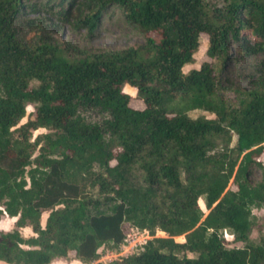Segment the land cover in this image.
I'll return each instance as SVG.
<instances>
[{"label":"trees","instance_id":"16d2710c","mask_svg":"<svg viewBox=\"0 0 264 264\" xmlns=\"http://www.w3.org/2000/svg\"><path fill=\"white\" fill-rule=\"evenodd\" d=\"M111 6L141 44L59 38L64 24L93 36ZM202 33L208 60L183 72ZM233 45L263 58L229 99ZM28 105L34 116L18 125ZM38 128L50 132L31 140ZM263 151L264 0H0V218L16 217L0 229L1 261L50 264L73 251L88 264L134 226L151 237L111 264H264V236L250 239ZM223 232L245 245L226 246Z\"/></svg>","mask_w":264,"mask_h":264},{"label":"rangeland","instance_id":"374dc122","mask_svg":"<svg viewBox=\"0 0 264 264\" xmlns=\"http://www.w3.org/2000/svg\"><path fill=\"white\" fill-rule=\"evenodd\" d=\"M34 1V0H32ZM46 0H42L45 2ZM211 6H221L223 0H207ZM59 38L63 40H70L79 47L86 49H121L132 45L141 44L143 42V36L131 29L124 21L120 9L116 6H111L103 13L99 20L98 27L91 37H87V32L84 29H74L68 24L62 25L59 33ZM208 46V36L205 33L200 35V44L198 50L194 54V62L186 64L182 70L183 72H188L192 68H198L200 64L208 60L206 55V49ZM262 55H253L244 58H240L237 55V49L233 45L230 51V59L225 62L223 69V80L226 85L225 95L229 99H234L235 89L246 88L248 86V79L251 73H254L255 63L258 62ZM125 90L130 94V105L136 108H142L144 106L143 102L136 96V90L131 86L127 85ZM188 114L191 117H197L200 115L206 116L208 118H213L215 115L208 111L201 109L190 110ZM34 116V106L28 105L26 108L25 116L20 120L18 125L24 123L29 118ZM50 130L45 128H38L33 131L31 140L36 139L38 136L49 133ZM39 147V146H38ZM38 153L36 150L35 154ZM257 161H259L261 166H264V151L258 156ZM262 169L259 165L254 164L251 167V173L249 178L252 181H256L260 178ZM202 205V204H201ZM48 212L44 211L41 214V224H44L45 218ZM252 230L250 233V239L252 242L257 243L260 237L264 236V206H253L252 207ZM15 218H8V216H3L0 218V229L7 230L13 227ZM132 227V226H130ZM130 227L126 228V233L130 232ZM22 235L28 237L33 235V232L29 226L22 227L20 229ZM133 238L136 242L134 246L128 249L125 254H119L121 248L118 250H110L106 247L99 248V258L88 263V264H111L114 259L119 258L122 255H126L135 250V247L139 243L145 241L151 236L143 232L132 233ZM156 236H165L166 234L162 231L157 230ZM224 242L226 246L229 247H243L244 242L237 241L228 232H223ZM178 240H182L183 237H176ZM74 252L70 251L67 258L56 259L52 264H80L76 259L73 258Z\"/></svg>","mask_w":264,"mask_h":264},{"label":"built area","instance_id":"2783aa9c","mask_svg":"<svg viewBox=\"0 0 264 264\" xmlns=\"http://www.w3.org/2000/svg\"><path fill=\"white\" fill-rule=\"evenodd\" d=\"M138 232L145 233L146 237L149 235L146 230L140 231L137 227H134V226L130 227V232L125 234L124 242L121 245V251L119 254H125V252L128 251L129 248L134 246L136 244V242H140V241H135V239L133 238V235H132V233H138Z\"/></svg>","mask_w":264,"mask_h":264},{"label":"crops","instance_id":"0c3cea01","mask_svg":"<svg viewBox=\"0 0 264 264\" xmlns=\"http://www.w3.org/2000/svg\"><path fill=\"white\" fill-rule=\"evenodd\" d=\"M8 218H15V217H8ZM25 227H27V226H25ZM8 230V229H7ZM60 259H63V258H60ZM77 260V259H76ZM80 264H84V263H82V262H80L79 260H77ZM53 262V261H52ZM52 262L50 263V264H52ZM0 264H8V263H6V262H4V261H1L0 260Z\"/></svg>","mask_w":264,"mask_h":264}]
</instances>
